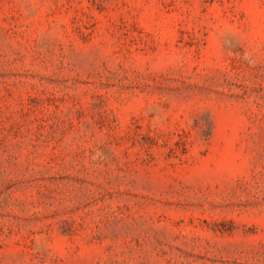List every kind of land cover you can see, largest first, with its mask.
Returning a JSON list of instances; mask_svg holds the SVG:
<instances>
[{"label": "rangeland", "instance_id": "1", "mask_svg": "<svg viewBox=\"0 0 264 264\" xmlns=\"http://www.w3.org/2000/svg\"><path fill=\"white\" fill-rule=\"evenodd\" d=\"M0 264H264V0H0Z\"/></svg>", "mask_w": 264, "mask_h": 264}]
</instances>
